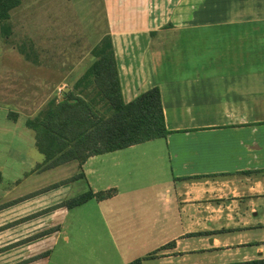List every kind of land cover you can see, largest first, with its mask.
I'll list each match as a JSON object with an SVG mask.
<instances>
[{"label":"crops","instance_id":"1","mask_svg":"<svg viewBox=\"0 0 264 264\" xmlns=\"http://www.w3.org/2000/svg\"><path fill=\"white\" fill-rule=\"evenodd\" d=\"M103 2L125 102L159 87L170 131L167 138L123 150L163 140L161 151L169 156L174 183L157 196L159 207L139 208L148 200L143 186L126 192L111 183L97 187L102 176L94 180L87 169L95 157L122 150L90 157L83 165V180L107 197L56 210L59 218L88 209L85 218L69 220L76 229L64 238L66 247L71 238L77 251L90 245L84 262L91 263L77 264H128L136 257L145 258L143 264H182L198 252L215 255L209 264L264 258V0ZM23 61L12 55L0 58V141L9 144L7 151L16 158L27 146L37 147L35 134L29 136L26 126L31 116L24 111L34 103L22 97L28 94L29 79ZM93 61L81 60L77 66L69 58L66 62L74 66L54 92L71 90L67 83ZM28 62L35 65L33 92L41 96L37 114L45 105L44 66L40 59ZM12 112L18 114L17 121L10 118ZM122 196L129 200L122 202ZM173 216L182 225L175 236ZM191 223L200 235L188 237L194 232ZM59 225L55 242L64 230ZM52 248L45 264L51 263Z\"/></svg>","mask_w":264,"mask_h":264},{"label":"rangeland","instance_id":"2","mask_svg":"<svg viewBox=\"0 0 264 264\" xmlns=\"http://www.w3.org/2000/svg\"><path fill=\"white\" fill-rule=\"evenodd\" d=\"M12 16V23L0 22V58L12 55L26 63L23 67L26 72L28 70L29 79L25 82L28 94L22 97L34 103L24 111L26 115L33 117L36 115V102L41 96L33 92L35 88L32 87V73L35 65L28 61L40 59L43 63L45 89L47 88L44 107L52 98L64 97L63 89L56 92L54 89L68 67L74 66L73 62L66 61L69 58L76 60L75 65L78 66L82 64L81 60L93 58L95 46L108 33L104 2L103 0H23L22 5L12 11ZM5 24L11 25L9 35L2 30ZM80 72L78 79L67 83V86L72 88L69 92L74 90L77 94L82 90V88L76 89V83L85 74L84 68L80 69ZM61 82L64 80L62 79ZM91 89L92 87L87 89L83 95ZM2 120L4 116L0 112V127L4 123L1 122ZM28 130L29 136H32L34 132ZM164 146V141L159 140L144 144L135 150H122L117 154L98 156L87 164V169L93 173L91 177L94 180L102 176V181L97 182V187L111 183L117 185L121 191H125L143 186L142 189L146 192L148 200H144L143 206L139 208L159 207L157 196H162L161 192L174 183L171 178L169 156L163 150L166 156L162 157L161 149ZM9 147L8 143L0 141V264H19L32 260L44 255L52 246L50 264H69V259L74 264L91 263L88 260L84 262L91 252L89 244H86L83 251H77L75 240L73 244L71 238L69 247H66L64 241V238L71 237L73 230L76 229L69 220L73 218L76 222V218H85L84 211L88 212L86 207L62 215L59 217L60 222L58 215L55 214L56 211L41 214L44 210L58 205L60 199L65 200L88 190V182L83 179L69 186L49 190L52 186L77 176L81 171L79 163L72 162L48 171H38L37 166L44 162V155L37 147L27 146L26 152L20 158L7 151ZM174 188L175 186L171 191L173 201ZM43 191L45 192L41 193ZM121 198L124 203L129 200V197ZM173 207L175 209L176 202ZM26 218L30 219L25 220ZM59 224L63 225L64 230L58 242H55L56 232L42 236L48 230L60 227ZM172 228L174 236L182 232V225L174 216ZM189 230L194 232L188 237H193L192 234L197 233L196 224L191 223ZM139 258L141 257H136L134 260ZM215 260L214 254L198 252L189 254L182 264H209ZM44 261L40 259L30 264H45ZM147 264H160V262L149 261Z\"/></svg>","mask_w":264,"mask_h":264},{"label":"trees","instance_id":"3","mask_svg":"<svg viewBox=\"0 0 264 264\" xmlns=\"http://www.w3.org/2000/svg\"><path fill=\"white\" fill-rule=\"evenodd\" d=\"M22 3L23 0H0V22H10L12 11ZM2 30L9 35L11 25L5 24ZM92 55L93 63L76 83V89L82 88L80 93L76 94L74 90L64 92V101L60 97H54L46 107L26 120V126L35 134L38 150L44 155V162L37 166L38 171H48L72 162H78L80 165L81 171L77 176L62 181L49 190L84 179L83 165L90 157L167 138L170 134L166 126L159 87H153L131 102H125L110 34L95 46ZM91 87L92 89L83 95V92ZM17 116L18 114L13 112L10 114L14 121H17ZM106 197V192H94L89 188L44 210L41 214H48L60 208L74 209L94 198L102 200ZM28 219L30 218L25 220ZM59 230L60 227L53 228L42 236ZM200 234L195 233L192 236ZM50 253L47 251L40 257L19 264L47 259ZM144 260L145 258H139L128 264H143ZM226 264H264V258Z\"/></svg>","mask_w":264,"mask_h":264},{"label":"water","instance_id":"4","mask_svg":"<svg viewBox=\"0 0 264 264\" xmlns=\"http://www.w3.org/2000/svg\"><path fill=\"white\" fill-rule=\"evenodd\" d=\"M69 90H70V88L69 87H67V88H65V92H69ZM64 97L61 99L62 101H64Z\"/></svg>","mask_w":264,"mask_h":264}]
</instances>
